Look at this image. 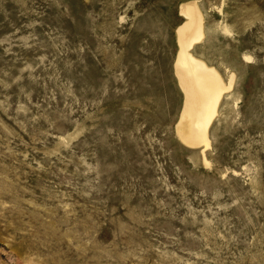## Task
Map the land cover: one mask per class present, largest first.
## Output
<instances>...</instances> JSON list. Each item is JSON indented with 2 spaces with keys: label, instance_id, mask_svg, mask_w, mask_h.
I'll return each mask as SVG.
<instances>
[{
  "label": "rangeland",
  "instance_id": "rangeland-1",
  "mask_svg": "<svg viewBox=\"0 0 264 264\" xmlns=\"http://www.w3.org/2000/svg\"><path fill=\"white\" fill-rule=\"evenodd\" d=\"M191 1L192 53L235 75L204 155ZM0 264H264V0H0Z\"/></svg>",
  "mask_w": 264,
  "mask_h": 264
},
{
  "label": "bare ground",
  "instance_id": "bare-ground-1",
  "mask_svg": "<svg viewBox=\"0 0 264 264\" xmlns=\"http://www.w3.org/2000/svg\"><path fill=\"white\" fill-rule=\"evenodd\" d=\"M180 13L186 17L178 28L179 55L176 74L185 94V106L178 134L189 146L203 145L202 154L210 146L209 127L219 113L221 99L231 91L235 75L229 77L228 86L219 71L196 57L191 49L204 36V20L197 1L181 5ZM204 162L208 163L204 158Z\"/></svg>",
  "mask_w": 264,
  "mask_h": 264
}]
</instances>
